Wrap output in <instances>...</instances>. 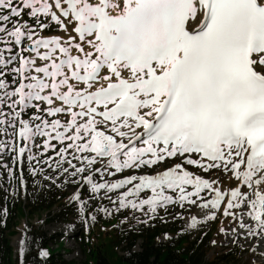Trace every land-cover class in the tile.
<instances>
[{
	"label": "snow or ice",
	"instance_id": "1",
	"mask_svg": "<svg viewBox=\"0 0 264 264\" xmlns=\"http://www.w3.org/2000/svg\"><path fill=\"white\" fill-rule=\"evenodd\" d=\"M0 169L12 195L26 172L64 176L92 224L111 215L89 221L93 199L152 219L197 206L259 252L264 0H0ZM33 244L46 264L27 232L20 257Z\"/></svg>",
	"mask_w": 264,
	"mask_h": 264
},
{
	"label": "trees",
	"instance_id": "2",
	"mask_svg": "<svg viewBox=\"0 0 264 264\" xmlns=\"http://www.w3.org/2000/svg\"><path fill=\"white\" fill-rule=\"evenodd\" d=\"M2 172L3 169H0V173ZM25 176L28 180L25 205H21L20 201L22 190L17 187L16 195L10 197L6 179L3 176L0 177V207L6 204L9 209L6 223L0 219V264H43L36 245H30L29 251L23 258L12 248L11 237L16 234L15 229L18 226L16 221L20 218L28 220L25 232L50 253L46 264H75L67 261L62 253L64 243L61 240V234L49 236L44 228L32 223L36 218L41 220L44 214L48 215L45 220L48 224L70 221L75 212L73 206H67L68 185L61 186L60 182L63 180L60 179L54 184L40 177L36 178L40 183H35L27 172ZM43 182L45 185L41 187ZM54 207L59 208L58 213H54ZM90 214L93 212L90 211ZM99 216L96 223L88 222L90 230L87 234L88 241L85 243L94 258V264H233L236 262L235 255L238 253L236 250L212 261L208 260L206 254L211 244L213 231H202L192 241L187 234L182 233L180 221L177 218L164 229L162 225H159L160 223H157L159 219H153L151 223L155 224L151 226L145 225L146 218L149 217L141 219L144 220L143 223L138 224L136 219H127L128 217L124 215L122 218L129 221L127 225L130 230L123 234L119 232V228L126 224V221L121 222L122 218H118L117 212L112 211L107 218H103L101 214ZM90 217L88 216L89 221ZM166 229L172 233V236L163 242L161 238ZM139 241H141L140 251H134ZM121 244L127 245L124 255H119L117 252V247ZM108 245L110 246L109 254H104L101 250L98 254H94L96 248Z\"/></svg>",
	"mask_w": 264,
	"mask_h": 264
},
{
	"label": "rangeland",
	"instance_id": "3",
	"mask_svg": "<svg viewBox=\"0 0 264 264\" xmlns=\"http://www.w3.org/2000/svg\"><path fill=\"white\" fill-rule=\"evenodd\" d=\"M165 167H167V162H165ZM190 168L192 171H197L195 168H192V167ZM145 171L147 170H139L137 174L144 173ZM130 174H132L131 170L126 171L124 173L117 174V175L119 178H123L124 176L130 175ZM4 177L6 179V175H4ZM61 178H64V176H61ZM14 185L15 184L8 185V189H9L8 195L9 196L12 192L11 189H13ZM43 185H45L44 182L41 184V187ZM74 190L75 189L73 187L68 185L67 192L69 193V196L66 202L68 201V204L73 205L74 207L73 211L75 212L74 219L72 221H68L65 223L63 221L52 222L48 224V223H45V220L46 218H48V216L44 214L43 215L44 217L42 220L39 221V219L36 218L35 220L32 221V223L37 226H42L49 236L62 234V239L65 242L64 249L62 251L63 253L64 251L67 252V254H65V257L68 261H73L75 264H86L88 261L87 264H94V258L92 254L88 252L89 251L88 246L87 248L85 246L86 237H87L86 235L89 233L87 221L81 220L80 214L78 212V206L69 199V197L74 194ZM81 191H82V198L85 200H88L89 191L87 187L83 188ZM26 194L27 192H24L20 197L21 205H24V203L26 204ZM100 196L103 197L104 193L102 192ZM112 197L113 199H115V194H112ZM95 202L96 203L101 202L105 204L109 208L110 213H112L113 211L112 204L109 203L106 197L100 201H97L95 199L90 200L89 204L94 205ZM168 212H170V214L168 216V219L165 220L164 212L161 210L156 218V219H159L157 223H160L159 225H162V227L164 228L166 225H169L170 223L174 222V220L177 218V220H180L183 222V223L179 222L182 228L181 229L182 233L183 234L186 233L187 236H189L192 239V241L199 235V232L201 231L200 228H198L199 226L203 225V227L205 228L204 229L205 231L210 230L211 226H214V230L212 232V241L207 251V257L209 260L215 259L223 251L226 253H231L230 251L232 249L234 250L237 249L238 251L237 259H236V262H233V264H239V263L240 264H257V262L259 261L260 262L264 261V257L259 255V252H264V251L259 250V252H256V253L251 251V248L254 246L255 241H252L251 243H249V241L244 240L243 237H241L240 240L233 242L231 238V233H228V235H225L223 232L220 231L222 226L227 227V221H223V225H222V221L218 217L215 221L207 220V222H205L206 217L204 216V212L203 210H200L197 206H191L190 209L187 205L185 209H181L178 205L170 206L168 209ZM124 215L128 217L127 219L134 218V220L137 217L139 219L149 217V216L144 215V213H140V212L134 213L132 210H122L121 212L117 213V216H119L118 218L120 219L124 217ZM193 215L197 216V218L201 220V223L198 224V226L195 229L191 227V218ZM97 216L98 218H100L99 214ZM102 217L107 218L110 216H102ZM127 219H123V218L121 219V222L126 221V224H124L123 226L119 228V232L123 234L125 231L130 230L129 225H127V222H129ZM148 219L149 218H146V220ZM27 222L28 221L26 219H21V218L16 221V223H18V227L16 228V234L11 237V243L15 242L17 244L16 237L22 238V234L25 233V230H26ZM166 233L169 234V238L172 236V233L168 231V229H166L164 236L161 238L162 241H164ZM21 238H20V241H21ZM125 245L126 244H121L117 247L118 253L120 255L125 254L126 249H127V245L126 247ZM52 246L53 248H55L54 245ZM19 247H20V244H19ZM139 249H140V244L135 247V250H139ZM99 250H101V252L104 254H109L110 246L108 245V246H102L100 248H96L94 251V254H98ZM15 253H19V249L18 251H15ZM87 253H88V257H86Z\"/></svg>",
	"mask_w": 264,
	"mask_h": 264
},
{
	"label": "bare ground",
	"instance_id": "4",
	"mask_svg": "<svg viewBox=\"0 0 264 264\" xmlns=\"http://www.w3.org/2000/svg\"><path fill=\"white\" fill-rule=\"evenodd\" d=\"M20 238L21 237H16V241H17V244L14 242V243H12V246L14 247V249H15V251H18V249H19V244H20ZM17 245V246H16ZM259 250H262V251H264V247H261ZM258 264H260V261L259 262H257Z\"/></svg>",
	"mask_w": 264,
	"mask_h": 264
}]
</instances>
